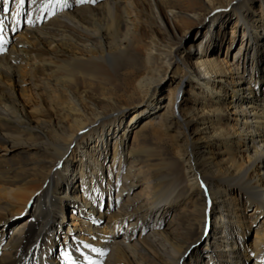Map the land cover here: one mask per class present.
Instances as JSON below:
<instances>
[{"label": "bare ground", "instance_id": "bare-ground-1", "mask_svg": "<svg viewBox=\"0 0 264 264\" xmlns=\"http://www.w3.org/2000/svg\"><path fill=\"white\" fill-rule=\"evenodd\" d=\"M25 1L0 0V264H264V0Z\"/></svg>", "mask_w": 264, "mask_h": 264}, {"label": "rangeland", "instance_id": "rangeland-1", "mask_svg": "<svg viewBox=\"0 0 264 264\" xmlns=\"http://www.w3.org/2000/svg\"><path fill=\"white\" fill-rule=\"evenodd\" d=\"M28 2H29V0H26L25 1V3H26V5H28ZM17 16V15H16ZM21 17H23L22 19L23 20H25L26 19V17H27V12L25 11L23 14H21ZM206 26V25H205ZM204 25L202 26V27H200L201 29H203L204 27H205ZM196 30H198L197 28H195V29H193V30H191L190 31V34H192L194 31H196ZM225 31H226V33H227V40H226V44H225V46H222V47H220L219 49H218V56L219 57H221V58H225L224 56L226 55V54H230L231 53V51H236V46H237V44L240 42V41H236L234 44H233V46H230V47H228L227 45H228V39L230 38V39H232V33H233V31H231V29H230V27L227 25V28L225 29ZM227 47V48H226ZM225 48L227 49V50H225ZM225 50V51H224ZM136 109H134V110H128L127 111V115H129V114H131L132 112H134ZM126 119V118H125ZM6 154V151H4V150H0V155H2V156H4ZM11 162H2V164H1V169H4L6 166H8L9 164H10ZM78 181V180H77ZM2 187V185H0V188ZM147 188H145L143 191H142V194L143 195H147ZM108 204H109V199H108V197L107 196H105V199H103V202H102V205H103V207H108ZM253 211L254 210H247V212L245 213L246 214V216L248 217V214H253ZM67 214H73V212H70V210H69V212L67 211ZM78 215V214H77ZM23 217V216H22ZM169 220V224H170V226L172 227V228H174V227H176L175 226V223H174V220L172 221L171 219H172V217L170 216L169 218H168ZM19 220V218H17V217H15V219H13L12 221H11V223L12 224H15L17 221ZM170 221H172V222H170ZM261 220H259L258 222H260ZM106 222H111V219L110 218H108V217H105V219H104V224L106 223ZM256 225H258L257 227H259V228H261V223L259 224V223H257V222H254V224L252 223L251 225H250V227L248 228V229H246L245 231V234L243 235V241H244V243L246 244V245H248L249 243H251V242H253L254 244H259V237L260 236H258V229H257V233H256V230L254 231V228H255V226ZM262 228H264L263 226H262ZM0 230H3V226L2 225H0ZM63 240H65V236L64 235H62L61 236V238H60V241H59V243H57L56 244V246H55V249L57 250V249H59L60 247H61V245H62V241ZM205 243H206V240L205 239H203L202 240V242H201V245H205Z\"/></svg>", "mask_w": 264, "mask_h": 264}, {"label": "snow or ice", "instance_id": "snow-or-ice-1", "mask_svg": "<svg viewBox=\"0 0 264 264\" xmlns=\"http://www.w3.org/2000/svg\"><path fill=\"white\" fill-rule=\"evenodd\" d=\"M81 3H85V2H92V3H95V0H80ZM19 3L20 4H23L24 3V0H19ZM0 31H2V28H0ZM85 247H88V245H85ZM95 250V249H94ZM104 253H101V255H103ZM68 260H69V264H74V261H72L71 257L68 256L67 257ZM90 264H94V262H91L90 261Z\"/></svg>", "mask_w": 264, "mask_h": 264}]
</instances>
